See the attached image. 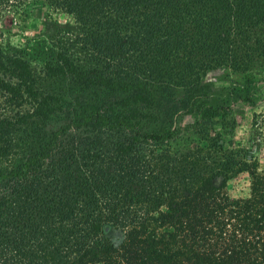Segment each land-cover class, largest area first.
<instances>
[{
	"label": "trees",
	"instance_id": "trees-1",
	"mask_svg": "<svg viewBox=\"0 0 264 264\" xmlns=\"http://www.w3.org/2000/svg\"><path fill=\"white\" fill-rule=\"evenodd\" d=\"M51 11L78 30L44 57L0 25V264H264V153L182 134L230 108L212 72L252 102L264 0H0V23Z\"/></svg>",
	"mask_w": 264,
	"mask_h": 264
},
{
	"label": "rangeland",
	"instance_id": "rangeland-1",
	"mask_svg": "<svg viewBox=\"0 0 264 264\" xmlns=\"http://www.w3.org/2000/svg\"><path fill=\"white\" fill-rule=\"evenodd\" d=\"M0 25L5 30V40L11 45L27 47L29 55L39 53L41 57H44L42 40L46 33L51 32V35L57 28L78 30L73 17L62 11H51L50 14L41 17L29 15L22 20L17 16H14L13 20L6 17ZM40 63L39 58L31 61L33 65H40ZM253 72V79L247 84L248 90L253 87L252 102L249 104L243 102L247 92L245 79L241 73L220 70L208 74L205 81L210 89V103L215 106H230V108L224 115L208 119L190 130H183L182 134L190 135L195 142L202 143L209 137H217L231 150L262 155L261 153H264V69L255 68ZM195 120V114H182L176 118L174 126L193 125ZM65 122L63 114L59 112L46 119L43 125L53 129ZM148 126L153 129L160 125ZM233 184L235 186L236 181L230 183V185Z\"/></svg>",
	"mask_w": 264,
	"mask_h": 264
}]
</instances>
